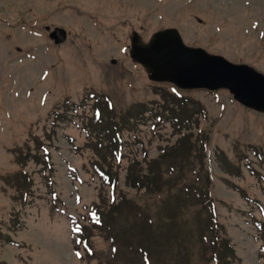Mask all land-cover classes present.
Wrapping results in <instances>:
<instances>
[{"label": "rangeland", "instance_id": "1", "mask_svg": "<svg viewBox=\"0 0 264 264\" xmlns=\"http://www.w3.org/2000/svg\"><path fill=\"white\" fill-rule=\"evenodd\" d=\"M167 27L264 73V0H0V264H264V113L150 80Z\"/></svg>", "mask_w": 264, "mask_h": 264}, {"label": "water", "instance_id": "2", "mask_svg": "<svg viewBox=\"0 0 264 264\" xmlns=\"http://www.w3.org/2000/svg\"><path fill=\"white\" fill-rule=\"evenodd\" d=\"M50 37L55 42L66 38L56 27ZM131 56L150 72V78L171 81L183 88L227 87L242 104L264 112V75L250 65L233 63L199 47L183 43L177 29L158 31L148 43L137 34L132 38Z\"/></svg>", "mask_w": 264, "mask_h": 264}, {"label": "trees", "instance_id": "3", "mask_svg": "<svg viewBox=\"0 0 264 264\" xmlns=\"http://www.w3.org/2000/svg\"><path fill=\"white\" fill-rule=\"evenodd\" d=\"M102 214V213H101ZM101 226V225H100Z\"/></svg>", "mask_w": 264, "mask_h": 264}]
</instances>
